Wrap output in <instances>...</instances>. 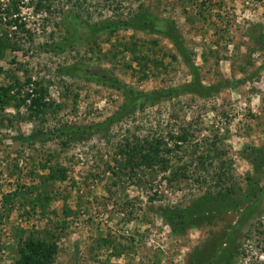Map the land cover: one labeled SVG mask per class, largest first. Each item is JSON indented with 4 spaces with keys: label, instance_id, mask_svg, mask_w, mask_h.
Masks as SVG:
<instances>
[{
    "label": "rangeland",
    "instance_id": "1",
    "mask_svg": "<svg viewBox=\"0 0 264 264\" xmlns=\"http://www.w3.org/2000/svg\"><path fill=\"white\" fill-rule=\"evenodd\" d=\"M37 6L0 0V264H264V0Z\"/></svg>",
    "mask_w": 264,
    "mask_h": 264
},
{
    "label": "trees",
    "instance_id": "2",
    "mask_svg": "<svg viewBox=\"0 0 264 264\" xmlns=\"http://www.w3.org/2000/svg\"><path fill=\"white\" fill-rule=\"evenodd\" d=\"M50 1L52 0H37L38 6L37 8H40L41 10H49L50 9ZM46 3V4H44ZM45 5V6H44ZM129 23L127 22H113L110 26V28L114 29V27L121 28L123 26H127ZM8 25L19 29L23 26L18 23L17 20H11L8 22ZM167 34V33H166ZM180 46V45H179ZM10 48H12L14 51L18 50L14 45L10 44ZM195 75V71L193 68V72ZM32 82L31 79H29L28 83ZM37 86H40L39 82L36 83ZM195 84L192 83L191 85L186 86V88L193 87ZM175 91V90H174ZM176 92V91H175ZM34 97L32 98V95L28 94L27 98L31 99L30 104V111H35L37 114L39 113H45L47 108V103L45 102V98L48 95V90L44 87H36L33 91ZM174 93V92H172ZM175 139L174 136H171V140ZM177 139V144H174V147L177 149H180L178 143H185L186 136L185 132L180 134ZM169 144L165 143L161 138L158 139H149V140H142L141 142H136L135 144L131 145L129 142H126V144H123L120 147L119 153L123 156L124 162L122 163V166L129 171V174L132 176L137 175L138 171L141 169V171H152L154 172V169H157L159 167L161 172L167 173L170 169V161L166 157L167 154H171L173 152L172 149L168 148ZM116 173V172H114ZM177 177V174H175ZM167 181L169 179L166 178ZM180 221L184 219L183 216L179 217ZM179 221V220H178ZM53 247H56V244L54 245H48L47 248L49 251L53 252ZM36 249V246L34 244H31L29 246L28 251H32ZM36 255V254H32ZM23 254L22 259L17 261L16 264H35L33 263L34 256ZM40 264H47L44 261H39Z\"/></svg>",
    "mask_w": 264,
    "mask_h": 264
}]
</instances>
